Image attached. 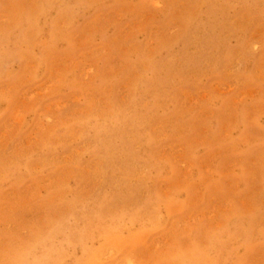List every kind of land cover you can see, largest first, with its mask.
<instances>
[{"label": "rangeland", "instance_id": "rangeland-1", "mask_svg": "<svg viewBox=\"0 0 264 264\" xmlns=\"http://www.w3.org/2000/svg\"><path fill=\"white\" fill-rule=\"evenodd\" d=\"M0 264H264V0H0Z\"/></svg>", "mask_w": 264, "mask_h": 264}]
</instances>
